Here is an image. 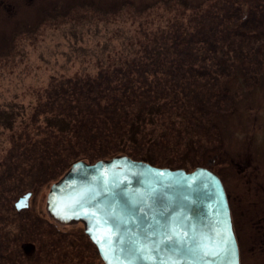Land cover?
Instances as JSON below:
<instances>
[{"label":"rangeland","instance_id":"obj_1","mask_svg":"<svg viewBox=\"0 0 264 264\" xmlns=\"http://www.w3.org/2000/svg\"><path fill=\"white\" fill-rule=\"evenodd\" d=\"M3 1L0 264H104L83 223L47 209L80 161L209 168L231 207L255 191L264 216V0ZM249 159L252 186L234 164Z\"/></svg>","mask_w":264,"mask_h":264},{"label":"water","instance_id":"obj_2","mask_svg":"<svg viewBox=\"0 0 264 264\" xmlns=\"http://www.w3.org/2000/svg\"><path fill=\"white\" fill-rule=\"evenodd\" d=\"M47 209L60 223H83L104 264H240L229 198L209 168L80 161L51 187Z\"/></svg>","mask_w":264,"mask_h":264},{"label":"flooded vegetation","instance_id":"obj_3","mask_svg":"<svg viewBox=\"0 0 264 264\" xmlns=\"http://www.w3.org/2000/svg\"><path fill=\"white\" fill-rule=\"evenodd\" d=\"M4 2L5 1L3 0L0 1V6L5 7V9L6 8L11 9L12 4L6 5ZM234 164L238 169V173L240 175H244L243 177L246 178V180L249 181L250 186H252L253 185L252 182L254 181L252 179V177L254 176L252 172H256L258 171V169L253 168V165L250 159L246 161L245 164H243L241 160L238 162H235ZM262 189L264 191V187H262ZM249 194H250L249 206L246 208V210H243L242 208V205H244L245 201H244V197L241 196V194L236 198V201H238L239 213L237 212L236 209H234L235 208L234 204L232 205L233 211L231 207L232 217L234 221V230H235V235L238 241L239 252H240V264H244L245 259L249 260L248 262L253 261L252 264H255L257 259L260 260L261 257H264V216L261 217L258 214V203L255 201V198H256L255 191H250ZM249 207H251L250 209L251 211H253L249 215V221H251L250 224L252 225L253 230L251 232L252 236H251L250 242H248L245 245L243 237L241 235V231H243L244 223L246 224L244 219L248 215ZM250 217L251 219H253V221L250 219ZM90 242L93 244L91 240Z\"/></svg>","mask_w":264,"mask_h":264},{"label":"trees","instance_id":"obj_4","mask_svg":"<svg viewBox=\"0 0 264 264\" xmlns=\"http://www.w3.org/2000/svg\"><path fill=\"white\" fill-rule=\"evenodd\" d=\"M128 88V91H130L131 90V88H129V87H122V91H124V90H126ZM91 92H93V91H91ZM102 94V93H101ZM124 95H126V92H123V94H122V96L124 97ZM123 97H118L117 96V94H116V92H115V90L114 89H112V97L111 98H114V99H112L113 100V102L111 103V106L112 107H114V106H121V105H123L122 103H125V99H123ZM155 104H153L152 106H154ZM119 108V107H118ZM100 161H102V160H100ZM147 163H149V162H147ZM150 164V163H149ZM152 165V164H151Z\"/></svg>","mask_w":264,"mask_h":264},{"label":"snow or ice","instance_id":"obj_5","mask_svg":"<svg viewBox=\"0 0 264 264\" xmlns=\"http://www.w3.org/2000/svg\"><path fill=\"white\" fill-rule=\"evenodd\" d=\"M27 197L24 198V200L21 201L20 205L21 207L26 206Z\"/></svg>","mask_w":264,"mask_h":264},{"label":"bare ground","instance_id":"obj_6","mask_svg":"<svg viewBox=\"0 0 264 264\" xmlns=\"http://www.w3.org/2000/svg\"><path fill=\"white\" fill-rule=\"evenodd\" d=\"M28 194V193H27ZM232 220H233V217H232ZM233 227H234V221H233Z\"/></svg>","mask_w":264,"mask_h":264}]
</instances>
